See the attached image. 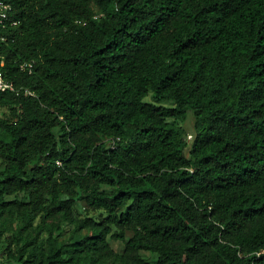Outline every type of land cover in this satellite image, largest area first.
<instances>
[{
  "label": "trees",
  "instance_id": "16d2710c",
  "mask_svg": "<svg viewBox=\"0 0 264 264\" xmlns=\"http://www.w3.org/2000/svg\"><path fill=\"white\" fill-rule=\"evenodd\" d=\"M3 1L0 264H264V0Z\"/></svg>",
  "mask_w": 264,
  "mask_h": 264
},
{
  "label": "rangeland",
  "instance_id": "374dc122",
  "mask_svg": "<svg viewBox=\"0 0 264 264\" xmlns=\"http://www.w3.org/2000/svg\"><path fill=\"white\" fill-rule=\"evenodd\" d=\"M147 101H150V99H147ZM170 105V104H167ZM8 117V111L5 108H0V119L7 118ZM194 122L195 119L192 114H189L187 121L184 123H179L184 129L185 132V138L186 141L191 144V141L194 139ZM190 136H193L192 139L189 138ZM186 154L188 155V150L186 151ZM3 170V166L0 160V171ZM87 217H93L96 221H100L102 218H104V213L99 210H89L86 206L84 205H79L78 211L76 218L77 219H85ZM51 222V220H49ZM19 225V222L13 221L9 222L7 225L8 232L5 234L4 238L0 241V261H3L7 257V250L6 248L8 247L9 243L11 241L16 240V227ZM75 230V225L66 221H60L55 223V230H54V236L58 238L60 241H68ZM84 234H91L90 230H84ZM48 236L47 233L44 234V238ZM111 247L117 253L118 255H122L124 245L120 241H111ZM15 249V245L13 246ZM156 260V257L154 255H150L148 253H144L142 255V261L143 262H148L151 264H154ZM104 264H139L136 262L132 261H125L122 260L121 258L114 256L110 257L108 260L104 262Z\"/></svg>",
  "mask_w": 264,
  "mask_h": 264
},
{
  "label": "built area",
  "instance_id": "2783aa9c",
  "mask_svg": "<svg viewBox=\"0 0 264 264\" xmlns=\"http://www.w3.org/2000/svg\"><path fill=\"white\" fill-rule=\"evenodd\" d=\"M14 8L10 3L0 0V43H8L10 41V29L17 27L20 21L13 15ZM22 69H29L32 71L33 63L23 64ZM0 90L16 91L14 83L5 78L2 71H0ZM27 93L31 94L27 91ZM189 138L192 139V136ZM61 165V162H58Z\"/></svg>",
  "mask_w": 264,
  "mask_h": 264
}]
</instances>
